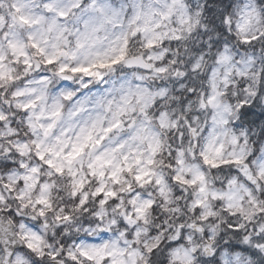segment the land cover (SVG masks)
Masks as SVG:
<instances>
[{"label":"clouds","instance_id":"9594fccd","mask_svg":"<svg viewBox=\"0 0 264 264\" xmlns=\"http://www.w3.org/2000/svg\"><path fill=\"white\" fill-rule=\"evenodd\" d=\"M0 264H264V0H0Z\"/></svg>","mask_w":264,"mask_h":264}]
</instances>
